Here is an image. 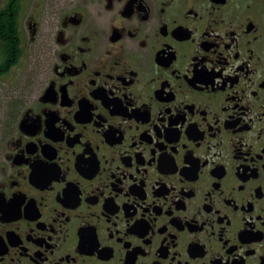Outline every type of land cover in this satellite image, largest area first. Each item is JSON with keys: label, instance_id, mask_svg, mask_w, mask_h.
<instances>
[{"label": "flooded vegetation", "instance_id": "flooded-vegetation-1", "mask_svg": "<svg viewBox=\"0 0 264 264\" xmlns=\"http://www.w3.org/2000/svg\"><path fill=\"white\" fill-rule=\"evenodd\" d=\"M0 264H264V0H0Z\"/></svg>", "mask_w": 264, "mask_h": 264}]
</instances>
